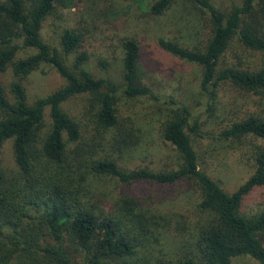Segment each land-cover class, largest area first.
Instances as JSON below:
<instances>
[{
	"label": "trees",
	"instance_id": "1",
	"mask_svg": "<svg viewBox=\"0 0 264 264\" xmlns=\"http://www.w3.org/2000/svg\"><path fill=\"white\" fill-rule=\"evenodd\" d=\"M134 1L153 16L176 2ZM229 1L222 8L212 0H188L209 23L204 46L164 37L156 41L160 53L201 67L200 91L211 114L222 83L264 92V0ZM55 2L0 0V73L10 67L14 78L9 84L12 100L0 82V145L11 137L13 150L12 169L0 162V264H231L245 253L264 264V146L253 150L255 171L235 190H226L201 167L189 135L201 132L204 120L193 121L190 107L173 100L159 130L177 150L178 165L153 169L121 164L119 155L139 135L133 119L120 113L117 91L122 87L128 98L159 100L139 82L143 48L133 37L122 39V86L87 71L83 38L65 30L60 36L63 52L76 53L73 65H67L40 36ZM26 49L33 51L19 56ZM44 63L54 65L65 83L29 102L23 80ZM101 64L105 67L107 61ZM84 108L94 110L95 123L105 132L112 130L110 151L99 153V141L83 137L74 113ZM218 135L231 140L264 137V117L250 112ZM104 177L115 184L114 191L101 188ZM180 181L199 190L196 207L204 219L194 243L183 244L177 259H166L151 253V247L169 224L159 204ZM254 191L262 204L249 214L242 210L243 199Z\"/></svg>",
	"mask_w": 264,
	"mask_h": 264
},
{
	"label": "rangeland",
	"instance_id": "2",
	"mask_svg": "<svg viewBox=\"0 0 264 264\" xmlns=\"http://www.w3.org/2000/svg\"><path fill=\"white\" fill-rule=\"evenodd\" d=\"M212 1L222 8L230 5L229 0ZM134 3V0H57L42 22L40 36L51 47H56L67 65L72 66L76 53L64 54L60 36L65 30L78 33L84 40L82 49L89 54L84 68L94 77H103L122 86V39L135 38L143 48L138 68L139 82L158 95L159 100L128 98L122 93V87L117 91L118 109L124 117L133 119L139 135L137 142L123 151V157L119 155L120 163L127 168L146 165L153 169H170L178 165L179 154L160 136L159 123L170 111V101H181L192 110L193 121L199 117L204 120L201 132L189 133L201 167L226 190H235L255 171L253 150L256 146H264V137L247 135L231 140L218 134L232 121L250 112L264 117V92L255 94L222 83L217 90L216 111L211 114L207 110L208 99L200 91L201 67L179 56L160 53L156 44L158 38L164 37L186 41L190 47L204 46L210 36L208 21L190 6L188 0H176L158 16ZM32 51L22 50L19 56ZM102 60L107 61L105 67ZM53 66L44 63L23 80L29 102L64 85L65 79ZM13 79L10 67L0 73V82L10 100L9 84ZM84 109L74 113L83 127V137L87 140L95 137L100 144L97 146L99 153L110 151L107 138L112 130L105 132L95 123L94 110ZM49 117L47 108L46 118L49 120ZM0 162L6 170L13 168L11 137L0 145ZM100 185L108 192L114 191L115 184L109 178L101 179ZM198 198L199 190L188 182L180 181L175 185L173 193L159 204V212L169 219V224L162 229L160 240L153 243L151 253L177 259L183 253V244L194 243L197 225L204 219L196 207ZM259 198L257 191L248 194L243 199L242 210L255 213L262 204ZM231 264L260 262L245 253L235 256Z\"/></svg>",
	"mask_w": 264,
	"mask_h": 264
}]
</instances>
